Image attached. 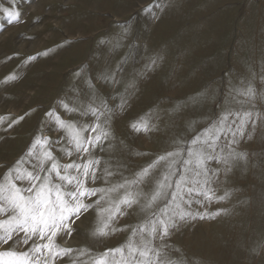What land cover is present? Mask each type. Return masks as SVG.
I'll return each instance as SVG.
<instances>
[{"label":"rangeland","instance_id":"obj_1","mask_svg":"<svg viewBox=\"0 0 264 264\" xmlns=\"http://www.w3.org/2000/svg\"><path fill=\"white\" fill-rule=\"evenodd\" d=\"M157 2L162 10L154 8V18L143 11L153 0H16L14 5L11 0H0V16L5 7L21 12L20 20L12 24L0 20V117L5 118L0 123V177L42 129L43 135L53 139L64 135L49 130L45 116L49 109L56 108L65 120H91L57 107L61 99L71 104L77 95L88 100L84 80L73 76L81 66L112 107L119 103L117 93L124 94L126 84L136 81L127 95L126 109L112 117L114 147L97 153L113 167L122 165L120 171L129 178L157 155L172 150L175 140H190L226 109L264 115V98L259 95L264 93V0ZM125 22L130 30L122 38L119 25ZM101 39L109 43L102 45ZM158 53L164 57L159 66L137 76ZM30 56L36 59L29 61ZM122 61L126 63L119 75L121 82L115 87L95 79ZM249 84L258 93L254 107L231 99L224 102L230 90ZM146 114L156 129L134 132L130 124ZM13 120L18 123L9 128ZM236 150L248 154L247 162L236 163L227 174L222 172L213 185L217 195L226 190L232 195L208 206L209 211L223 208L228 213L214 220L188 222L174 231L168 241L170 259L186 264H264V120L257 119L254 129L248 126ZM211 167L223 166L212 161ZM162 170L158 168L154 177ZM120 179L115 175L109 183ZM151 184L141 185L145 193H150ZM96 186L108 184L100 179ZM192 208L203 210L196 204ZM144 217L134 206L115 226H133ZM95 221L96 213L90 210L84 223L77 222L78 231L67 242L58 237L57 243L87 247L98 254L123 244L131 235L129 227L92 238L89 233ZM63 264H69L67 258Z\"/></svg>","mask_w":264,"mask_h":264},{"label":"snow or ice","instance_id":"obj_2","mask_svg":"<svg viewBox=\"0 0 264 264\" xmlns=\"http://www.w3.org/2000/svg\"><path fill=\"white\" fill-rule=\"evenodd\" d=\"M11 3L16 4V0ZM154 8L162 10V4L153 0L143 11L155 18ZM2 10L4 14L0 20L8 24L21 18L18 8ZM119 28L121 37L126 38L130 24L125 22ZM99 43L103 45L109 41L101 39ZM35 59L36 56L28 57L29 61ZM163 59L159 53L149 58L137 76L143 77L155 70ZM124 63L126 61L118 63L115 69L103 70L95 79L115 87L121 82L119 75ZM73 76L77 81L84 80L88 100L82 101L77 95L71 104L61 99L57 107L67 114L91 117V120H65L56 108L49 109L45 113L49 130L63 131L64 135L53 139L43 135L42 129L26 152L0 177V264H63L65 258L69 264H186L183 260L169 258L172 250L169 239L183 224L214 220L228 213L229 210L223 208L208 210L212 203L225 201L232 195L230 190L217 195L213 185L219 182L222 172L227 174L236 163L247 162L248 154L237 151L236 146L245 138L248 126L254 129L256 120H264V115L251 110L226 109L190 140H175L172 150L157 155L129 178L120 171L122 165L118 163L113 167L97 153L114 147L112 117L116 111L126 109L127 95L135 89L136 81L126 84L124 94L117 93L119 103L112 107L109 98L99 92L83 66ZM11 78L15 79V74H11ZM257 95L255 87L249 84L230 90L224 102L227 104L231 99L254 107ZM259 95L264 98V93ZM237 96L243 99L236 100ZM149 115L132 122L131 129L136 133L154 131L156 125L150 123ZM4 119L0 117V123ZM18 120H13L8 127ZM65 159L69 162H63ZM212 161L223 167L212 168ZM158 168L163 170L154 177ZM115 175H120L121 179L109 183ZM100 179L108 186H96ZM148 181H152L151 190L145 193L141 185ZM193 204L203 210L193 209ZM134 206L145 213L144 219L133 226L116 227L119 218ZM90 210L96 213L89 233L92 238L114 235L129 227L131 235L123 244L98 254L87 247L71 248L57 243L58 237L67 242V238L78 231L77 222L82 224L88 219ZM85 256L87 260L81 259Z\"/></svg>","mask_w":264,"mask_h":264},{"label":"bare ground","instance_id":"obj_3","mask_svg":"<svg viewBox=\"0 0 264 264\" xmlns=\"http://www.w3.org/2000/svg\"><path fill=\"white\" fill-rule=\"evenodd\" d=\"M11 87V86H10ZM21 106V105H20ZM74 234V233H73ZM98 244V243H97Z\"/></svg>","mask_w":264,"mask_h":264}]
</instances>
